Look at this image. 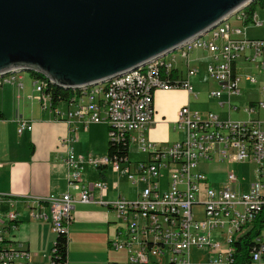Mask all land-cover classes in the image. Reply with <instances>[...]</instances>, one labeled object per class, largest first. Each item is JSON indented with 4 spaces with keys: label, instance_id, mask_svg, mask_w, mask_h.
I'll use <instances>...</instances> for the list:
<instances>
[{
    "label": "built area",
    "instance_id": "2783aa9c",
    "mask_svg": "<svg viewBox=\"0 0 264 264\" xmlns=\"http://www.w3.org/2000/svg\"><path fill=\"white\" fill-rule=\"evenodd\" d=\"M242 19L243 16L235 19V24L215 31L209 39L163 63L104 87V91L65 102L68 110L64 114L54 109V117L64 118L68 124H105L109 142H125L129 149L136 145L147 159L132 164L128 157L112 160L107 155L94 158L68 152L63 162L70 171L69 187L76 189L77 198L67 192L60 197L35 200L29 204V217L49 222L55 235L66 233L73 219L74 203H93L95 191L106 189L102 181L91 185L82 182L85 167H111L128 183L142 186L136 200L120 198L106 205L119 221L110 248L125 253L123 263L113 264H233V244L248 231L264 207V121L258 119L264 113V87L261 100L239 110L247 116L245 122H222L214 113L202 115L184 106L176 115L182 140L157 147L147 141L144 131L155 116L153 102L157 90L183 89L196 96L190 82L196 70L187 68L175 84H170L159 72L162 66L166 73L176 69L177 58L188 65L191 53L196 50L210 55L207 78L219 85L208 94L209 99L219 100L224 94L238 96L243 83L257 84L247 70L239 73L238 65L246 61L264 74V39H248L245 28L238 26L242 25ZM251 24L264 25L257 12ZM18 79L0 82V87L17 84ZM33 86L39 99L51 104L45 93L47 85L36 80ZM236 110L232 108L233 112ZM30 129L26 123L19 125V132ZM76 131L73 127L74 136L60 145L76 141ZM203 161L251 164L255 180L244 192L236 187L233 174L219 187H212L200 168ZM196 206L203 208L202 219H196ZM12 207L10 200L0 196V264H28V252L16 248L9 240L18 222V214ZM213 238L217 241H212ZM254 243L249 264H264V227ZM192 254L198 256L192 258Z\"/></svg>",
    "mask_w": 264,
    "mask_h": 264
},
{
    "label": "crops",
    "instance_id": "0c3cea01",
    "mask_svg": "<svg viewBox=\"0 0 264 264\" xmlns=\"http://www.w3.org/2000/svg\"><path fill=\"white\" fill-rule=\"evenodd\" d=\"M256 12L258 13V9ZM233 19L238 18L236 16ZM174 56L176 54L172 55V57ZM209 60L210 55L202 50L191 53L188 65L177 58L175 65L180 76L185 75L187 68L196 70V75L190 78L196 96L183 89L157 90L153 102L155 116L144 131L148 142L157 147H166L182 140L183 134L176 126V115L178 110L184 106L202 115L208 112L214 113L222 122H245L248 120V118L243 119L241 114H234L238 117L232 118V108H236V112H241L239 110L244 107L243 104L247 105L261 100L264 74L259 72L254 64L246 61L240 62L244 65L240 66L239 63L238 72L254 70L257 84L250 86L243 83L238 96L228 97L224 94L219 100L213 99L215 105L211 103L210 106H202L199 103V92L195 91V86L210 81L206 74ZM201 63L205 65L203 80L199 79ZM182 65L185 69L182 68ZM19 78L17 84H6L0 87V196L10 200L13 203L12 209L18 214L16 230L9 235L10 242L16 248L25 249L28 252V264H51L50 251L56 235L52 233L49 222L29 217L31 208L29 204L35 200L43 201L52 197H60L67 192H70L73 198H77L76 189L69 187L70 171L63 159L68 152L84 157H105L108 149V128L102 123L84 126L68 124L64 118L56 119L54 109L58 108L64 114L68 110L67 104L64 102L55 105L43 103L34 89V81L30 74H27V77H22L19 74ZM215 84L219 88V85ZM217 89L210 90V92ZM221 109H227L226 117H221L217 113ZM258 119L264 121V113H261ZM20 123L30 125L31 129L19 132ZM73 127L77 128L76 141L61 146L63 140L74 136L71 133ZM131 151L142 155L143 158L131 159ZM128 158L130 163L135 164L145 161L147 156L141 153L136 145H133L129 149ZM206 162L232 165L248 164L203 161L200 165L203 173L207 168ZM109 169L118 176V180L113 186H110L107 178ZM100 181L105 184L106 189L95 191L93 203L83 204L76 201L73 205L71 212L73 219L67 229V264L119 263L113 260V256L120 251L111 249L109 245L116 239L119 227L117 222L119 221L116 213L106 205L114 203L120 198L129 201L136 200L142 186L140 183H130L131 187H136L133 188V191L136 189L137 191L131 197H127L128 195L121 190V186L123 185L126 189L128 182L120 173L113 171L111 167L100 169L85 167L82 173L83 183L91 185ZM207 183L212 187L221 185L211 184L208 178ZM237 186L241 188L242 185L237 182ZM100 202L102 204H99ZM20 208L23 209L22 214L19 211ZM85 255H90L89 259H83Z\"/></svg>",
    "mask_w": 264,
    "mask_h": 264
},
{
    "label": "water",
    "instance_id": "95a60500",
    "mask_svg": "<svg viewBox=\"0 0 264 264\" xmlns=\"http://www.w3.org/2000/svg\"><path fill=\"white\" fill-rule=\"evenodd\" d=\"M256 0H0V78L83 91L202 38Z\"/></svg>",
    "mask_w": 264,
    "mask_h": 264
},
{
    "label": "trees",
    "instance_id": "16d2710c",
    "mask_svg": "<svg viewBox=\"0 0 264 264\" xmlns=\"http://www.w3.org/2000/svg\"><path fill=\"white\" fill-rule=\"evenodd\" d=\"M264 8V0H256L251 3L240 14L243 16L242 26L246 27L251 24L252 17L256 12V9ZM238 18V16H237ZM160 75L170 84H175L182 76L178 74L176 69L166 73L165 67L162 66L159 69ZM31 78L33 81H44L47 85L45 93L50 96L51 104L55 105L62 102H70L77 96H81L83 93L72 90H63L56 86L50 85L43 76L31 72ZM1 117V116H0ZM129 146L125 142L111 143L108 141L107 156L112 160H121L128 157ZM264 227V207L261 213L254 219L250 225L248 231L244 233L234 244L233 264H249L251 260V253L256 247L254 239L257 238ZM68 229V228H67ZM67 248L68 239L67 232L56 235L54 245L50 251V263L51 264H67Z\"/></svg>",
    "mask_w": 264,
    "mask_h": 264
},
{
    "label": "rangeland",
    "instance_id": "374dc122",
    "mask_svg": "<svg viewBox=\"0 0 264 264\" xmlns=\"http://www.w3.org/2000/svg\"><path fill=\"white\" fill-rule=\"evenodd\" d=\"M239 14V13H238ZM257 16L259 18V21L264 22V8H258V13ZM235 19L231 18L229 20L230 23H235V21H233ZM228 24V21L227 23ZM223 24V25H225ZM238 24V23H237ZM222 25V26H223ZM243 28H245V35H247L246 37L249 39H264V25L261 27H256L255 25L249 24L246 27L239 25ZM208 35H206L205 38H207ZM178 55V54H177ZM176 55V56H177ZM172 57V55L167 56L163 59H161V62H164L166 59H170ZM175 57V56H174ZM244 65V63H240V66ZM201 67V74L199 79L203 80L205 77L204 74V69H205V65H203V63L200 64ZM182 68L185 69V67ZM247 72H250V74L252 75H256L254 70H249ZM28 73H21L20 75L22 77H27ZM19 77V74L17 75ZM218 86L213 82V81H206L204 83L198 84L195 86V91L199 92V99H200V104L202 106H210L211 103L214 104L215 100L213 99H209L208 98V94L210 93V90L213 89H217ZM246 104V103H245ZM245 104H243L245 106ZM215 105V104H214ZM220 114L221 117H226V113H227V109H221V111L217 112ZM234 114H241V116H243V119L247 118V116L243 115L241 112H233L231 113L232 118H236L238 117L237 115ZM132 150V149H131ZM130 158L131 159H142L143 156L140 154L135 153L134 151H131L130 154ZM207 164V168L206 170H204V173L206 175V177L208 178L209 182L211 184L214 185H218V184H223L227 177L231 174H233L236 179L238 184H241V192H244L248 189V187L250 186V184L252 183V181L254 180V176H255V169L254 166L251 164H238V165H232V164H228V163H213V162H206ZM107 178H108V182L110 183V186H113L116 184L117 180H118V176L117 174L113 173L110 169L107 171ZM133 186V185H132ZM121 190L124 192V194H127V197H131L132 194L136 193L137 189L135 191H133L134 187L130 186V183H128L126 185V189L125 187L122 185L121 186ZM195 216L196 219H202L203 218V208L201 206H196L195 207ZM19 211L21 212V214L23 213V209H19ZM212 241H217V239H212ZM220 242H222V240H220ZM196 255L198 256V254H192V258H196ZM90 255H85V257H83V259H89ZM125 259V253L120 251V252H116L113 256V260L115 262H119V263H123Z\"/></svg>",
    "mask_w": 264,
    "mask_h": 264
},
{
    "label": "bare ground",
    "instance_id": "6f19581e",
    "mask_svg": "<svg viewBox=\"0 0 264 264\" xmlns=\"http://www.w3.org/2000/svg\"><path fill=\"white\" fill-rule=\"evenodd\" d=\"M241 12H242V11H241ZM241 12H240V13H241ZM240 13L236 15V16H238V18L241 17V16H240V15H241ZM236 16H235V17H236ZM229 20H230V19H229ZM225 23H227V21L224 22V23H222V24H220V25L217 26L215 29H213L212 31H210L209 33H207V34H206V35H208L207 38H205L206 35H204L202 38H199V39H197V40L191 42L190 44L184 46L182 49L177 50L176 52H174V53H172V54H170V55H174V54H176V55L178 54V55H179V54H181L182 52H184L186 49L190 48L191 46L196 45L198 42H202V41H205V40L209 39V38L211 37V35H212L215 31H219V30L223 29L224 27H226V26L228 25V24H225ZM223 24H225V25H223ZM229 24H230V23H229ZM222 25H223V26H222ZM170 55H168V56H170ZM166 57H167V56H166ZM172 58H173V57H172ZM162 59H163V58H162ZM160 60H161V59L156 60V61H154V62H152V63H150V64H148V65H146V66H144V67H141V68H139V69H137V70H135V71H132V72L126 74L125 76H121V77H119V78H117V79H113V80H111V81H109V82H106V83H104V84L97 85V86H94V87H92V88H89V89H86V90H83V91H78V92H82V93H83L81 96H86V95H92V94H94V93H96V92L104 91V87H106V86H110V85H112V84H114V83H117V82L120 81V80H124L125 78L131 77V76H133V75H135V74H137V73H141V72L144 71L145 69L153 67L155 64L163 63V62H161ZM166 60H167V59H166ZM164 62H165V61H164ZM17 75H18V74H14V75H10V76H6V77H3V78H0V82H6L7 80L11 79L12 77H18ZM37 81H39V82H43V83H44V81H40V80H37ZM44 84H45V83H44ZM45 85H46V84H45Z\"/></svg>",
    "mask_w": 264,
    "mask_h": 264
}]
</instances>
